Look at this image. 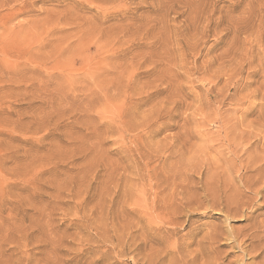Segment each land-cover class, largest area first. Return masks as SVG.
Returning a JSON list of instances; mask_svg holds the SVG:
<instances>
[{"label":"rangeland","instance_id":"374dc122","mask_svg":"<svg viewBox=\"0 0 264 264\" xmlns=\"http://www.w3.org/2000/svg\"><path fill=\"white\" fill-rule=\"evenodd\" d=\"M263 158L264 0H0V264H260Z\"/></svg>","mask_w":264,"mask_h":264},{"label":"bare ground","instance_id":"6f19581e","mask_svg":"<svg viewBox=\"0 0 264 264\" xmlns=\"http://www.w3.org/2000/svg\"><path fill=\"white\" fill-rule=\"evenodd\" d=\"M261 160L264 162V158ZM253 161L251 162V160H250L251 163L249 162V164H251V168L250 167H247V168H250V170L253 169L255 171V175H253L252 178H249V179L245 178L244 182L246 183V187H247L246 189L247 190L251 191L255 195L256 194L259 195V193L261 192L260 191L261 186H262L261 183H264L263 182L264 180L262 181V178H264V176L262 177V175H263L262 169H263L264 165H262V163L259 160H256L254 162ZM252 171H249V172H252ZM246 179H247V182H246ZM244 186H245V184H244ZM213 190H215V189H213ZM217 190L218 189H216V191ZM231 191H232V189H231ZM227 192H229V193H227ZM227 192H225L223 195L226 198L225 203L221 202L222 200L220 202H218L219 199L218 200L215 199L217 196L215 197L213 195L215 197L213 199V207L215 209L218 207L217 208L218 214H220V213L224 214L226 220H230V218L232 216L233 218L245 217L246 219L252 221L254 218V213L259 210V207H257L256 209L254 208L255 207V204H254L255 199H243L241 196L243 194V192L238 193L236 191V194L231 193L230 191H227ZM219 193H220V191H219ZM219 193H218V196H220ZM244 194H245V192H244ZM246 208H252V210L255 209V212L252 214H247L245 212ZM247 227H246V230H247ZM261 228H263V222H258V221L256 222L255 221L254 225H251V226L249 225V229L247 231H244V232L239 231L240 233H236L235 231L230 230L229 236L226 240L229 241V246H232L233 248H238L240 250V252L242 253L240 255L241 260L244 261V258L246 256H254V258H259V257L263 258L264 257V242H263L264 241V234H261V231H260ZM221 235H223V232ZM221 235H217L215 232V234L213 236H215V239L217 241V238H219ZM213 240H214V238H213ZM216 259H218V258H216ZM215 262H216V260H215ZM215 262L213 260V264H215ZM217 264H222V263L218 262ZM229 264H232V262L231 263L229 262ZM260 264H264V261Z\"/></svg>","mask_w":264,"mask_h":264}]
</instances>
